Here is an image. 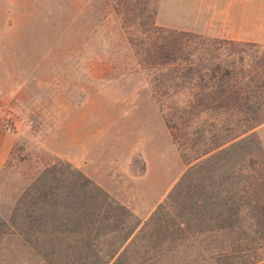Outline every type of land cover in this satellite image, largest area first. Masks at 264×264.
Returning <instances> with one entry per match:
<instances>
[{"label": "rangeland", "instance_id": "rangeland-1", "mask_svg": "<svg viewBox=\"0 0 264 264\" xmlns=\"http://www.w3.org/2000/svg\"><path fill=\"white\" fill-rule=\"evenodd\" d=\"M123 1L30 0L29 8L25 2L19 6L23 20H0V264H76L71 249L80 235L93 247L94 264L109 260L114 249L127 264H218L213 253L234 244L253 245L242 253L264 264V244L246 215L229 217L227 211L236 195L232 179H221V174L233 175L235 155L217 170L205 166L202 183L212 186L200 197L199 216L181 215L178 201H165L187 166L164 124L154 70L140 65L147 56L137 54L128 39L144 38L145 46H151L155 34L141 35L138 26L150 20L126 16ZM4 6L0 0V11ZM203 37H184L182 43L203 54L213 39ZM162 105L169 106V99ZM240 154L241 164L246 156L255 166L260 160L253 146ZM66 162L86 177L79 163L93 171L101 168L108 190L88 178L127 211L114 212L97 232H61L44 241L42 249L57 252L44 257L14 228L12 215L43 168ZM163 203L166 217L185 218L183 228L134 237Z\"/></svg>", "mask_w": 264, "mask_h": 264}, {"label": "trees", "instance_id": "trees-1", "mask_svg": "<svg viewBox=\"0 0 264 264\" xmlns=\"http://www.w3.org/2000/svg\"><path fill=\"white\" fill-rule=\"evenodd\" d=\"M157 3L158 0H124L120 6L126 16L150 20L148 25L139 21L138 26L141 35L147 31L155 34L151 46H145L144 38L128 39L137 54L147 56L140 65L154 70V92L164 124L178 156L187 166L165 201H178L183 210L181 215L186 212L192 219L199 216L200 197L207 186H212L202 183L205 166L217 170L235 155L233 175L226 170L221 174V179L229 182L232 179L236 195L227 211L229 217L243 212L252 231L258 233L257 239L264 244V148L254 131L264 122V45L213 38L209 41L211 48L203 50V54L198 50L196 54L182 39L202 36L156 26L153 19ZM165 99H169V106L162 105ZM245 146H253L259 152L256 166L250 156H246L244 164L237 160ZM20 199L12 215V225L44 257L57 253L55 249H42L44 241L58 237L61 232L82 231L86 235L97 232L114 212L127 211L67 162L60 167L51 164L43 168ZM165 207L164 203L156 205L134 237L169 233L179 226L180 231L185 218L181 221L166 217ZM42 233L47 235L39 236ZM83 238L80 235L74 240L71 258L76 264H94L93 247ZM250 247L234 244L216 251L211 258L218 264H254L251 255L242 253ZM116 252L117 249L112 250L109 260L101 264H127Z\"/></svg>", "mask_w": 264, "mask_h": 264}, {"label": "crops", "instance_id": "crops-1", "mask_svg": "<svg viewBox=\"0 0 264 264\" xmlns=\"http://www.w3.org/2000/svg\"><path fill=\"white\" fill-rule=\"evenodd\" d=\"M24 2L28 6L30 0H5L0 20H23L24 15L20 13L22 9L19 6ZM10 6L13 10L9 13ZM154 22L161 27L204 37L264 45V0H158ZM262 129L264 122L255 127L254 131L264 148V134L260 132ZM77 166L108 190L102 182L101 168L93 171L84 162ZM113 175L118 181L117 171ZM130 176H133L132 173Z\"/></svg>", "mask_w": 264, "mask_h": 264}, {"label": "built area", "instance_id": "built-area-1", "mask_svg": "<svg viewBox=\"0 0 264 264\" xmlns=\"http://www.w3.org/2000/svg\"><path fill=\"white\" fill-rule=\"evenodd\" d=\"M4 128H5L6 131L10 130V128L8 126H6V125L4 126Z\"/></svg>", "mask_w": 264, "mask_h": 264}]
</instances>
